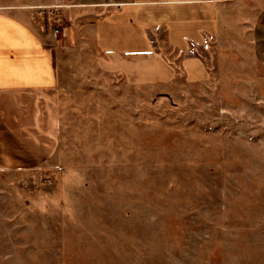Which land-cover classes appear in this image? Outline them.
Returning <instances> with one entry per match:
<instances>
[{
  "label": "rangeland",
  "instance_id": "374dc122",
  "mask_svg": "<svg viewBox=\"0 0 264 264\" xmlns=\"http://www.w3.org/2000/svg\"><path fill=\"white\" fill-rule=\"evenodd\" d=\"M62 2L0 0L51 51L60 133L39 166L0 168V264H264V59L253 44L199 52L203 83L134 86L99 69L91 21H58Z\"/></svg>",
  "mask_w": 264,
  "mask_h": 264
},
{
  "label": "crops",
  "instance_id": "0c3cea01",
  "mask_svg": "<svg viewBox=\"0 0 264 264\" xmlns=\"http://www.w3.org/2000/svg\"><path fill=\"white\" fill-rule=\"evenodd\" d=\"M62 4L58 6L65 15L59 16L62 20L91 21L99 69L130 85L165 88L179 74L189 84L203 83L211 72L199 52H238L252 43L264 59V0H63ZM21 10L0 8V168L15 171L48 160L60 135L51 99L58 70L50 49Z\"/></svg>",
  "mask_w": 264,
  "mask_h": 264
},
{
  "label": "built area",
  "instance_id": "2783aa9c",
  "mask_svg": "<svg viewBox=\"0 0 264 264\" xmlns=\"http://www.w3.org/2000/svg\"><path fill=\"white\" fill-rule=\"evenodd\" d=\"M58 21L62 22V21H64V20H62L61 18H58Z\"/></svg>",
  "mask_w": 264,
  "mask_h": 264
}]
</instances>
